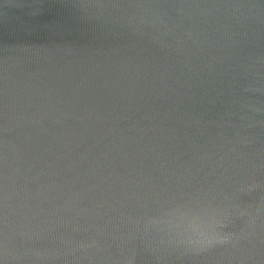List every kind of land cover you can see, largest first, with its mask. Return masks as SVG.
Segmentation results:
<instances>
[{
    "label": "water",
    "instance_id": "1",
    "mask_svg": "<svg viewBox=\"0 0 264 264\" xmlns=\"http://www.w3.org/2000/svg\"><path fill=\"white\" fill-rule=\"evenodd\" d=\"M0 264H264V0H0Z\"/></svg>",
    "mask_w": 264,
    "mask_h": 264
}]
</instances>
